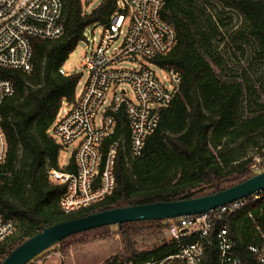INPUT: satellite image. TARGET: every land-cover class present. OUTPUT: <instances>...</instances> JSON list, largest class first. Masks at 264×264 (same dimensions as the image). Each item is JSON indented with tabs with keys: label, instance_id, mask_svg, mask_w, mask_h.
<instances>
[{
	"label": "trees",
	"instance_id": "obj_1",
	"mask_svg": "<svg viewBox=\"0 0 264 264\" xmlns=\"http://www.w3.org/2000/svg\"><path fill=\"white\" fill-rule=\"evenodd\" d=\"M193 2L164 0L161 15L173 25L177 42L171 52L149 63L175 68L180 84L171 102L158 107L157 128L129 168L118 154L115 187L109 196L69 214L60 207L65 186L47 174L49 169L73 172L76 168L73 154L68 165L60 167V145L49 132L62 106L75 102L82 78L80 72L64 74L63 65L85 40L86 29L108 21L116 11V0H101L91 10H85L82 0H63V33L56 39L32 38L30 71L0 66V80L10 81L14 90L0 104L7 142L6 159L0 165V215L13 224L12 233L0 243V262L45 227L116 207L212 194L257 174L249 167L250 159H244V146L257 147V139L264 137V74L251 83L247 70L227 79L216 73L212 65L219 67L220 61L195 24ZM232 3L246 21L258 55L264 54V4L260 0ZM118 11L128 13L126 7ZM117 118L118 127L126 131L124 113L120 111ZM225 221L236 238V253L249 260L245 247L259 238L257 227L264 231V198L245 200L242 207L225 214ZM162 222H131L116 228L120 249L104 264H179L175 259L165 261L176 253L171 240L152 250L135 248L138 235L167 230V222ZM68 238L53 248L64 254L71 245ZM47 251L27 264H36ZM216 255L214 245H209L202 264H215Z\"/></svg>",
	"mask_w": 264,
	"mask_h": 264
},
{
	"label": "built area",
	"instance_id": "obj_2",
	"mask_svg": "<svg viewBox=\"0 0 264 264\" xmlns=\"http://www.w3.org/2000/svg\"><path fill=\"white\" fill-rule=\"evenodd\" d=\"M82 1L87 10L92 0ZM123 7L128 9L126 16L118 11ZM163 7L164 0H116V11L100 26L99 38L91 39L94 45L85 36L80 64L86 79L77 84L75 102L62 106L49 129L60 147L77 141L75 171H47L51 181L65 186L60 207L67 214L97 204L112 193L118 154L129 168L130 160L141 155L145 139L157 128L158 107L168 105L179 89L180 74L175 68L152 69L142 63L167 55L176 45L173 25L162 18ZM62 33L63 0H0L1 67L29 72L32 38L56 39ZM123 62L132 63V68ZM122 84L130 87L132 96ZM13 92L10 81L0 80V104ZM120 111L127 121L126 131L118 127ZM6 153L0 116V165ZM248 159L252 171L264 170V143ZM260 198H264V189L206 213L167 220L168 240L175 242L176 253L165 261L202 264L206 247L213 244L215 264H264V231L257 227L259 238L245 247L250 257L246 260L236 253V238L225 221V214L242 207L245 200ZM12 231L13 224L0 215V243Z\"/></svg>",
	"mask_w": 264,
	"mask_h": 264
},
{
	"label": "rangeland",
	"instance_id": "obj_3",
	"mask_svg": "<svg viewBox=\"0 0 264 264\" xmlns=\"http://www.w3.org/2000/svg\"><path fill=\"white\" fill-rule=\"evenodd\" d=\"M101 0H92L86 4V9L91 10ZM264 4V0H260ZM230 2V3H226ZM233 0H194L193 10L195 12V24L199 31L204 32L208 37L209 51L220 61V66L212 65L216 73L222 78L227 79L230 76L247 70L248 78L253 83L256 76L264 74V54L258 55L260 50L255 41L247 32L246 21L242 15L233 6ZM128 21L124 23L123 31L127 28ZM100 25L91 26L85 31L87 40L91 42L92 37L96 39L100 36ZM84 41L79 42L75 50L65 61L63 67L68 73H82L81 81L86 79V71L80 64V59L84 54ZM142 63L152 69H157L148 61ZM123 66L132 68V63L123 62ZM129 96H132L128 85L122 84ZM255 88L259 90L258 85ZM258 92H256L257 94ZM111 93L107 94V100L110 101ZM102 111V109L100 110ZM257 139V138H256ZM255 139V140H256ZM264 137L260 136L257 140L261 146ZM56 140V139H55ZM77 141L61 146L59 149V165L66 167L71 155L74 153ZM246 149L245 158L251 156L257 148L250 143L244 146ZM165 221L162 222L163 225ZM116 225L96 228L82 234L70 236L67 241L71 243L69 248L62 254L53 247L48 249L47 255H42L35 262L36 264H104L105 260L120 249V242L116 233ZM169 239L167 231L164 229L160 235H150L142 233L135 237V248L137 250H152L159 247L163 242ZM84 241L83 243H78ZM73 242H77L74 243Z\"/></svg>",
	"mask_w": 264,
	"mask_h": 264
},
{
	"label": "water",
	"instance_id": "obj_4",
	"mask_svg": "<svg viewBox=\"0 0 264 264\" xmlns=\"http://www.w3.org/2000/svg\"><path fill=\"white\" fill-rule=\"evenodd\" d=\"M263 189L264 170L212 194L116 207L90 213L83 217L43 228L14 248L2 259L0 264H27L35 257L57 245L61 240L96 228L116 225L119 229L124 223L167 221L181 216L202 214L219 206L246 198Z\"/></svg>",
	"mask_w": 264,
	"mask_h": 264
}]
</instances>
